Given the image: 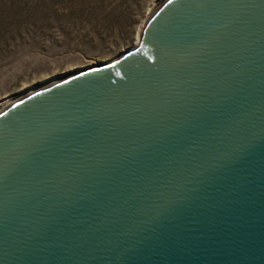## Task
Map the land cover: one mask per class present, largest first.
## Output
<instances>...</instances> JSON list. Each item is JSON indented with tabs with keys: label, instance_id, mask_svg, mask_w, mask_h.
Instances as JSON below:
<instances>
[{
	"label": "water",
	"instance_id": "95a60500",
	"mask_svg": "<svg viewBox=\"0 0 264 264\" xmlns=\"http://www.w3.org/2000/svg\"><path fill=\"white\" fill-rule=\"evenodd\" d=\"M0 264H264V0H167L1 112Z\"/></svg>",
	"mask_w": 264,
	"mask_h": 264
},
{
	"label": "rangeland",
	"instance_id": "374dc122",
	"mask_svg": "<svg viewBox=\"0 0 264 264\" xmlns=\"http://www.w3.org/2000/svg\"><path fill=\"white\" fill-rule=\"evenodd\" d=\"M167 0H0V104L129 51Z\"/></svg>",
	"mask_w": 264,
	"mask_h": 264
},
{
	"label": "bare ground",
	"instance_id": "6f19581e",
	"mask_svg": "<svg viewBox=\"0 0 264 264\" xmlns=\"http://www.w3.org/2000/svg\"><path fill=\"white\" fill-rule=\"evenodd\" d=\"M159 7V6H158ZM157 7V8H158ZM157 8H156V10H157ZM155 11V10H154ZM153 11V12H154ZM144 21L142 22V24H141V26H140V28H139V30H138V33H137V35H136V37H135V42H134V44H133V46H132V48L130 49V50H134V49H136L138 46H139V44H140V38H141V30H142V27H143V25H144ZM129 50V51H130ZM111 62V61H110ZM109 62V63H110ZM104 64H106V63H104ZM108 64V63H107ZM93 68H95V67H93ZM90 69H92V68H90ZM71 75H74V74H71ZM71 75H69V76H71ZM68 75H67V77H69ZM64 78H66V77H64ZM61 79H63V78H61ZM61 79H58V80H56L55 79V81H52L51 83H49V84H46V85H44V86H41V87H39V88H37V89H32L31 91H27L26 93H24L19 99H16V100H13V101H10L8 104H6L5 106L4 105H1L0 104V113L1 112H3L4 110H6L7 108H9L11 105H13L14 103H16L17 101H19L20 99H23V98H25L26 96H28V95H30V94H32V93H34V92H36L37 90H39V89H41V88H43V87H46V86H48V85H50V84H52V83H54V82H57V81H59V80H61Z\"/></svg>",
	"mask_w": 264,
	"mask_h": 264
}]
</instances>
